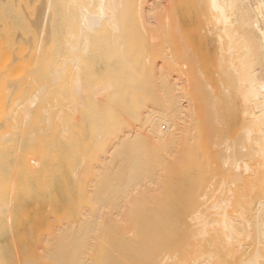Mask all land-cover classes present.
I'll return each instance as SVG.
<instances>
[{"label":"bare ground","instance_id":"obj_1","mask_svg":"<svg viewBox=\"0 0 264 264\" xmlns=\"http://www.w3.org/2000/svg\"><path fill=\"white\" fill-rule=\"evenodd\" d=\"M162 4L0 0V88L14 103L3 105L1 89L0 264H264V0H192L215 71L208 78L203 55L194 56L204 69L190 68L192 79L204 76L207 93L185 95L189 110L213 111L214 173L193 183L186 214L167 206L176 197L160 176L186 169L204 145L177 147L181 96L162 74L149 78L148 60L136 62L125 37L134 13L143 20ZM12 65L29 85L18 88V75L12 82ZM219 95L237 114L232 135L215 111ZM68 109L82 130L74 140ZM72 203L89 210L79 209L83 220H74Z\"/></svg>","mask_w":264,"mask_h":264},{"label":"rangeland","instance_id":"obj_2","mask_svg":"<svg viewBox=\"0 0 264 264\" xmlns=\"http://www.w3.org/2000/svg\"><path fill=\"white\" fill-rule=\"evenodd\" d=\"M192 6H193L192 0H163V4H162L161 9L159 11H156L153 14H151L148 18L143 17L142 18L143 20H141L139 15H137V12L134 13L132 15V18H131L132 22L129 23L127 33H125V37L127 38L126 39L127 40V46L129 47L128 51L132 55L134 60L138 63H143L145 59L148 60L147 72H148L149 78L152 77L153 75H155V78L157 79V74L159 73V76H160V74H162L160 76V78H158V79H161V77L163 76L164 78H166L168 80V82L170 81L169 84L172 83L171 87L174 86V89L172 88V90L175 93L170 92V91L169 92L174 93V94L177 93L178 95L181 96L180 104H181V106L183 105V110H180V112L177 115V118L180 119L179 122L181 123L180 138L177 141V144H178L177 147L178 148L182 147V144H185L186 142L204 145V149H205V151H203L204 154H198V156H195L196 158H194L192 161H188L187 163H189V162L190 163L187 164V168L185 169L186 166H183L184 169H182L183 171H180V173H174V174L169 175L166 173L162 174L161 172H159V174L163 175V176H160V180H165V181H169L172 183L171 186L164 188L166 192L170 193V194L168 193V198L170 199L174 195H175L174 197H176L175 200L174 199L169 200L167 202V206L170 208L179 207L180 209H182L184 214H186L188 211L193 210L194 203H192V201L194 200L193 199L194 197L191 198V200H190V198H188V196L190 194L191 195L189 197H191V196L196 197L197 196L196 195L197 191L193 192V190H194L193 189V185H194L193 183L194 182L196 183V180L199 179V176H200L201 177L200 180L203 177V179L201 181V184H202V182H205V181H203L204 179H206L207 177L212 178L213 173H214L213 167H212L214 164L211 161V155L213 154V152H212L213 149H210L212 147L211 144L213 142L212 141L213 140V128H212L213 124L209 120L211 117V112H213V111L212 110H189L188 98H187L188 96L185 95V94H198L199 96H201V95L207 93V89L205 88V84L203 81L204 76L197 77V79H195V80L192 79L193 73L190 71L191 70L190 68H192V70H194V71L196 68H197V71H199L198 69L202 70L205 68L204 70H207L208 73L205 74L206 72L204 71V74L207 75V77L208 76L210 77L211 74H214V72L212 70L215 69L214 63L212 61L211 47H209V46L205 47L203 38L201 37V39H200L199 38L200 34H198L199 36L197 35V33H199V32H197L196 27H195L196 25L194 24L196 22V17L192 11ZM148 20H150V22H148ZM197 36H198V38H197ZM184 39H186L188 42L184 43ZM202 40H203V42H202ZM29 44H30V46H29ZM29 44H27L26 47L33 46V43L30 42ZM185 44L188 45L189 47H186ZM187 48H188V50H187ZM184 50L187 51L188 55L186 54V51H184ZM28 51H30L29 48L27 49V52ZM181 51H184V52H181ZM169 55H170V58H168ZM184 55H185V57H184ZM190 55H192V57H190ZM196 55H197V57H202V55H203L202 58H204V63L206 61V64L205 65L203 63H200V64L204 65V68L203 67L199 68V66H197L196 63L192 64V62H194L193 57L195 56V59L197 58ZM171 57H172V60H171ZM184 59L187 61H185ZM26 60H27V58H26ZM27 61H29V60H27ZM183 62L185 65L183 64ZM188 62H189V64H188ZM13 66L14 65H12V67L10 66V68H12V70L11 69L10 70L13 73V75H15L16 80L14 79V80H12V82L16 81L15 84H17V77L19 75L16 71H19V70L17 69V66L16 67L15 66L13 67ZM200 67H201V65H200ZM187 68H188V70L190 69L189 72H188ZM28 69H29V67H28ZM28 69H26V70H28ZM21 70L23 71V69L20 68L19 73L21 72ZM180 71H181V73H180ZM11 72H9L10 74H8V72H6V75H7L6 77L11 75L12 74ZM14 72H16V73H14ZM156 72H158V73L156 74ZM160 72H162V73H160ZM20 74H22V73H20ZM30 74H32L31 75L32 76L31 79H32L34 76L33 72H30ZM13 75H11V79L15 78V77H13ZM16 75H18V76H16ZM190 75H192L191 76L192 80L189 81L188 79H190ZM21 77H23V75ZM21 77L19 76V78H21ZM201 77H203V78L200 79ZM213 77H214V75H213ZM9 78H10V76H9ZM19 78H18V81H19ZM27 78L30 80L29 76ZM27 78H26V80L24 78L22 80V78H21L22 81L18 83V85H19L18 88H20L21 84L24 85V83H22V82L26 81V84L29 83L27 81ZM158 82L159 81H157V83ZM32 83L36 84L35 80ZM173 83H174V85H173ZM154 84H155V82H154ZM3 85H5V84H3ZM175 85L176 86L178 85V86L176 87ZM211 85H214L212 81H211ZM6 86H7V84H6ZM33 87H34V85H33ZM4 88H5V90L1 86L0 90L1 89L4 90V97H3L4 98V100H3L4 104L3 105L5 106V102L7 104V99L5 101V98L8 96L7 92H9V91H8L7 87H4ZM155 88H157V89H154V91H150L148 94L149 96L154 97V99L161 97V95L158 94V91H159V93L161 92L160 88H158V86H155ZM3 90H1L0 92L2 93ZM31 91H32L31 89L27 88V89H25L24 94H27V93L29 94V92H31ZM1 93H0V95H1ZM18 93L19 92H17L16 94H18ZM70 93H71V91H70ZM19 96H20V94H19ZM15 97H16L15 99H17V95H15ZM219 97H220V105L218 107L219 109L215 110V111L217 112V115H219L220 118L222 119V122H223L222 123V130H223V132L224 133L226 132L227 134L232 135V133L235 131L236 126H237L236 111L233 109V107L231 105H229V103L227 102V98L224 95H222V96L219 95ZM15 99L13 98L14 101H15ZM18 99L20 100V98H18ZM0 101H1L0 102V104H1L2 99H0ZM11 103H13V101H10L6 105V107H8L7 108L8 110L11 106L14 105V103L13 104H11ZM15 103H17V102L15 101ZM6 107H5V110H7ZM149 107H152V106L150 105ZM13 109H15V107ZM68 110H70V109H68ZM69 113H70V120H71L70 137L72 139L76 138V137L80 138L82 136V130L80 127L74 125L75 119H74V114L72 113L71 110L69 111ZM77 117H79V114L77 115ZM18 118H20V116L17 118L14 117V119H17V120H18ZM38 121L39 120L37 119L38 125L34 123V125L32 126V130H34V132H36L35 129L37 130L39 128L40 124ZM96 123H98V122L96 121ZM28 131L31 132V129H28ZM205 152L206 153L208 152V153L206 154ZM205 159L207 160L208 163H206ZM169 160L175 162L176 161V155L169 157ZM212 160H213V158H212ZM202 161H204V163H206V164H204V167L202 166V163H203ZM184 165H186V163ZM210 169H211V171H209ZM70 180H72V177H70ZM206 183H207V180H206ZM209 183L210 184H208V185L212 186L213 180ZM204 184L205 183H203L202 185H204ZM198 185H199V183H198ZM198 185H197V190L199 189L198 194H199V191H200V193L203 192V190L206 191L205 187H204L205 189L203 187L201 188V185H200V188H199ZM206 187H209V189H210V186L206 185ZM177 196H179V197H177ZM188 199H189V201H188ZM31 201L32 200H28L27 202H23V207L24 206L32 207L33 204H31ZM186 201H188V202H186ZM73 203L70 205V208L72 210V216H73L74 220H75V218H76V220L77 219L81 220V218L83 220L84 212H82V217H80L81 215L79 213V209L81 207L80 208L78 207V206H80L79 203H78V206L73 204ZM52 204L55 206V204H56L55 199L52 200ZM58 205H59V203H58ZM81 209H80V211H81ZM184 210H186L187 212ZM43 211H46V207L40 208L36 211H32L31 213H29L28 218L23 223L24 224L23 226L27 228V227H29V225L37 223L34 221L37 217H39L42 214ZM82 211H85V208L82 209ZM86 211H89V210H86ZM76 212H77V216L79 218H77ZM78 213H79V215H78ZM189 223H191V222H189ZM184 230H185V233H183L184 235L180 234V237H182L184 240L186 239L189 241V237H188L189 234H187L189 229L183 228V231ZM186 230H187V232H186ZM2 239H3L2 241H4L5 237H3ZM183 239H182V241H183ZM178 244H179V242L176 244V246Z\"/></svg>","mask_w":264,"mask_h":264}]
</instances>
